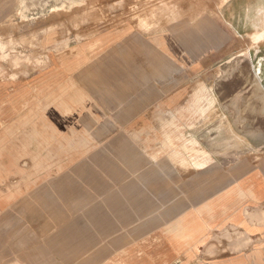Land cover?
Here are the masks:
<instances>
[{
	"label": "crops",
	"instance_id": "obj_1",
	"mask_svg": "<svg viewBox=\"0 0 264 264\" xmlns=\"http://www.w3.org/2000/svg\"><path fill=\"white\" fill-rule=\"evenodd\" d=\"M20 2L0 0V30ZM208 18L59 42L0 79V264H264V135L243 153L236 123L209 114L236 103L199 68L222 45ZM4 48L0 63L18 57ZM227 229L249 244L210 257Z\"/></svg>",
	"mask_w": 264,
	"mask_h": 264
},
{
	"label": "rangeland",
	"instance_id": "obj_2",
	"mask_svg": "<svg viewBox=\"0 0 264 264\" xmlns=\"http://www.w3.org/2000/svg\"><path fill=\"white\" fill-rule=\"evenodd\" d=\"M30 1L22 0L19 3L16 17L18 29L9 30L11 24L8 22L3 23V30H0V42L6 47L3 52L8 53L11 49L18 52V57L10 56L7 61L0 63L8 65L9 68L2 69L0 79H9L14 73L18 78L26 77V72H30V69L16 70L14 68L17 64L33 67L34 73L37 72L34 69L40 62L33 61L40 59L43 61L40 64H45L47 54L52 52V49H57L58 45L55 44L59 42L65 45L66 42L88 38L125 24L134 26L142 33L163 34L162 31L175 26L178 30H183L185 25L193 28L200 19L209 17L212 25L221 31L222 45L217 47V44H214L210 49L211 61L205 62L204 67L199 68L215 71L209 79L215 101L236 103L234 106L226 105L227 109L210 110L209 114L211 116L218 113L221 118H226V123L231 124L227 127L230 132L236 123V133L241 134L243 140V153L248 150L244 146L250 145L244 141L249 135L258 133L259 138L263 137L260 135H264V84L263 88L258 84L254 71L261 67V77L264 79V35L258 33L260 29H254L258 22L259 7H255L258 0H251L252 4L241 0L237 3V10L230 13L227 8H223L229 0ZM249 4L254 8L251 11V20L247 21L243 10H248ZM25 26L28 28L25 29ZM214 57L216 59L213 60ZM258 146L260 147L256 149V156L260 158L264 154V142L259 141ZM212 240L211 245H215V253L210 254V257L228 255L230 252L234 253L239 246L249 244V240H245L244 236L234 229L224 230Z\"/></svg>",
	"mask_w": 264,
	"mask_h": 264
},
{
	"label": "bare ground",
	"instance_id": "obj_3",
	"mask_svg": "<svg viewBox=\"0 0 264 264\" xmlns=\"http://www.w3.org/2000/svg\"><path fill=\"white\" fill-rule=\"evenodd\" d=\"M215 3V2H214ZM171 4V2H170ZM260 6H259V11L257 14V19L258 22L256 24L257 29H260V31L258 33H261L262 35H264V2L263 0L260 1ZM171 6V5H170ZM223 6V5H222ZM175 7V6H174ZM177 7V6H176ZM219 7V6H218ZM167 8V7H165ZM160 9V8H159ZM159 12V11H158ZM169 12V11H166ZM157 13V12H156ZM150 14V13H149ZM163 15V14H162ZM191 22V21H190ZM255 26V25H254ZM192 32V31H191ZM193 36V35H192ZM197 37V36H196ZM192 38V37H191ZM194 38V37H193ZM171 39V38H170ZM199 40V39H198ZM2 68V67H1Z\"/></svg>",
	"mask_w": 264,
	"mask_h": 264
},
{
	"label": "flooded vegetation",
	"instance_id": "obj_4",
	"mask_svg": "<svg viewBox=\"0 0 264 264\" xmlns=\"http://www.w3.org/2000/svg\"><path fill=\"white\" fill-rule=\"evenodd\" d=\"M255 75L257 76L256 78H258V84L262 85V87H263L264 79H263V77H261L262 76V68L261 67L258 68L257 70H255Z\"/></svg>",
	"mask_w": 264,
	"mask_h": 264
}]
</instances>
